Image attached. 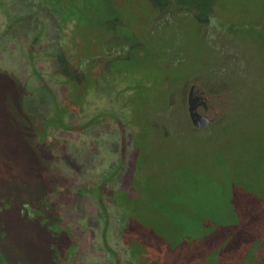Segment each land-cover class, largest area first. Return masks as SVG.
Here are the masks:
<instances>
[{
  "label": "rangeland",
  "instance_id": "rangeland-1",
  "mask_svg": "<svg viewBox=\"0 0 264 264\" xmlns=\"http://www.w3.org/2000/svg\"><path fill=\"white\" fill-rule=\"evenodd\" d=\"M48 196L61 248L19 217ZM0 248L264 264V0H0Z\"/></svg>",
  "mask_w": 264,
  "mask_h": 264
},
{
  "label": "trees",
  "instance_id": "trees-1",
  "mask_svg": "<svg viewBox=\"0 0 264 264\" xmlns=\"http://www.w3.org/2000/svg\"><path fill=\"white\" fill-rule=\"evenodd\" d=\"M72 165H74V164H72ZM100 189H103V188H100ZM40 201H41V199L37 200V199L34 198V199H31L29 202L28 201H24L23 203H21L20 206H19V209H18V211L21 213V215H19V217L23 218L25 220L24 221L25 222L24 227H25V225H30V226L33 227V230H32L33 233L38 232L43 237L49 236V238H50V247H55V248L59 247V248H61L60 245H61V242H63V241H61V234H60L61 227L59 228V225H60V222H61V217H59L57 215L50 217L49 214H51V211L53 209H55L54 204L57 201H62V200L59 199V198L57 199L56 197H53V196H48L45 199L44 202H40ZM53 206H54V208H53ZM99 206H101V210H100V211H102L101 215L106 221L107 210L105 208V204L100 203ZM116 212L120 213L118 221L123 223L124 222L123 221V219H124V213H123L124 211H123V209H121V210L117 209ZM31 213L33 215H31ZM46 213L48 214L47 216H45ZM37 216H41L42 217V221L40 223H37ZM116 220H117V218H116ZM58 229H59V231H58ZM128 236H130V235H128ZM57 240H58V242H57ZM66 246H67V248L69 247L68 249L71 248L70 239L69 238L66 241ZM2 250H3V248H0V251H2ZM19 251L21 253H23V249H20ZM18 260H19L18 262H16L15 260L12 261L11 264H25V261H24V259L22 257H21V259H18ZM50 262H51V260H50ZM41 263H42L41 260L38 257L35 256L34 264H41ZM1 264H8V263H3L1 261Z\"/></svg>",
  "mask_w": 264,
  "mask_h": 264
},
{
  "label": "water",
  "instance_id": "water-1",
  "mask_svg": "<svg viewBox=\"0 0 264 264\" xmlns=\"http://www.w3.org/2000/svg\"><path fill=\"white\" fill-rule=\"evenodd\" d=\"M229 95L227 94V93H225V94H221L220 96H218V97H216L217 99H219V98H223V100H226L227 102H229ZM207 108V110H209V108H208V106L206 107ZM205 109V108H204ZM198 110H196L195 109V103L193 102V100H190L189 101V112H190V117H191V119H193V121H194V124L196 125V126H201V125H204V124H207V123H209L210 122V119L211 118H202V114L200 113V112H197ZM200 111V110H199ZM205 117V116H204ZM210 117H211V114H210ZM197 120H199L198 122L199 123H197V122H195V120L196 119ZM195 119V120H194Z\"/></svg>",
  "mask_w": 264,
  "mask_h": 264
}]
</instances>
